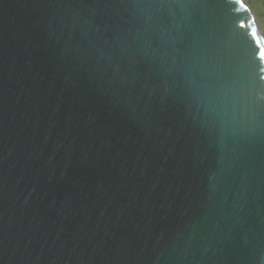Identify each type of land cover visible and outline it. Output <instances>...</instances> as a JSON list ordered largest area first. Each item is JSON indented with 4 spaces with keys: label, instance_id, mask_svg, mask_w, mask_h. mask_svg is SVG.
Instances as JSON below:
<instances>
[{
    "label": "water",
    "instance_id": "95a60500",
    "mask_svg": "<svg viewBox=\"0 0 264 264\" xmlns=\"http://www.w3.org/2000/svg\"><path fill=\"white\" fill-rule=\"evenodd\" d=\"M0 264H264L244 0H0Z\"/></svg>",
    "mask_w": 264,
    "mask_h": 264
},
{
    "label": "rangeland",
    "instance_id": "374dc122",
    "mask_svg": "<svg viewBox=\"0 0 264 264\" xmlns=\"http://www.w3.org/2000/svg\"><path fill=\"white\" fill-rule=\"evenodd\" d=\"M251 8L258 30L264 36V0H244Z\"/></svg>",
    "mask_w": 264,
    "mask_h": 264
}]
</instances>
